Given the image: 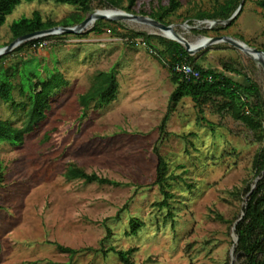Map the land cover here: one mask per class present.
<instances>
[{"label":"rangeland","instance_id":"obj_1","mask_svg":"<svg viewBox=\"0 0 264 264\" xmlns=\"http://www.w3.org/2000/svg\"><path fill=\"white\" fill-rule=\"evenodd\" d=\"M115 1L119 6L94 0L91 11L83 13L54 0H22L0 28V48L14 41L12 24L35 12L57 23L98 10L128 12L129 0ZM217 1L224 0H181L171 17L176 32L191 43L228 35L264 50L259 0H243L234 25L219 31L226 25L210 28L195 18ZM167 4L140 0L130 13L150 16ZM133 32L159 33L149 24L106 18L80 33L35 38L46 41L43 48L23 45L28 40L5 54L3 66L14 91L10 102L0 100V117L14 126L23 124L29 107L28 78L36 84L59 71L68 85L55 93L47 117L23 143L0 141V264H122L110 247L136 248L135 264H239L235 224L246 205L244 190L258 179L253 161L262 144L221 109L220 98L204 105L203 119L193 100L184 98L162 131L176 85L152 49L122 36ZM200 52H205L199 59L203 66L241 83L250 76L264 94V68L242 50L221 42ZM110 70L117 74L118 97L105 107L93 103L83 110L79 95L97 72ZM156 150L168 164L170 209L156 205L164 199ZM70 163L121 185L69 181ZM133 218L145 224L137 236L128 234ZM57 244L89 249L71 257Z\"/></svg>","mask_w":264,"mask_h":264},{"label":"trees","instance_id":"obj_2","mask_svg":"<svg viewBox=\"0 0 264 264\" xmlns=\"http://www.w3.org/2000/svg\"><path fill=\"white\" fill-rule=\"evenodd\" d=\"M22 0H0V28L5 23L7 15L11 14ZM32 1V0H28ZM59 3H68L77 7L83 13L91 11V5L94 0H54ZM119 6L115 0H106ZM140 0H129L128 12H132L134 5ZM181 0H169L168 6H163L160 10L153 12L150 16L164 24L170 25L174 22L171 17L174 16L181 8ZM240 0H224L217 1V4L210 11L200 10L195 15L197 20H228L238 9ZM257 5L264 8V0H259ZM134 12V11H133ZM143 14H146L143 12ZM84 20L81 14H77L62 22L44 21L39 12H35L34 16L23 17L15 21L11 26L12 39L16 40L23 35L50 29L55 26H74ZM234 19L226 27H218L219 31L223 28H229L234 25ZM99 23V22H98ZM95 31L99 30L95 26ZM200 33L201 31H195ZM203 32V31H202ZM123 38L143 37L147 42V47L157 52V59L170 71L171 82L176 85L175 90L171 94L168 111L162 121L161 130L165 131L169 118L175 111L179 103L184 98H191L198 109V113L203 119L204 105L214 99H222L224 102L221 106L223 111L228 112L234 120L244 123L255 135L257 142L262 147L255 155L253 167L256 171L257 180L255 187L249 185L242 194L246 197V205L243 208L244 216L235 225V232L238 235V244L236 253L239 254V264H264V94L258 83L250 76H246L247 83H241L225 72L217 71L211 67H205L199 61L204 57L205 52H199L190 55L185 47L173 40L163 36L148 34L146 32H133L131 34H122ZM129 38V39H130ZM42 39H33L23 45L37 44ZM6 56L0 57V100L10 102L13 99L14 84L7 78V70L3 66ZM187 61L194 65L202 72V79L196 81H187L172 69V65L176 62ZM229 71H236L231 65L225 64ZM36 76V73L33 74ZM212 76V80L205 77ZM63 73L57 71L49 77L39 80L36 84L28 78V87L30 90L29 107L25 114V119L20 127L14 126L10 121L0 117V141L11 142L13 144L23 143L26 135L32 133L36 127L46 117L47 112L52 109L53 98L55 93L68 85V81ZM91 87L79 95V104L83 110L90 109L94 103L97 107H105L118 97L119 81L115 71H99L92 77ZM158 157L157 166V184L160 186L164 199L157 203L162 210L171 208V200L174 194L171 192V183H169L168 164L165 158L156 150ZM65 177L69 181L84 180L86 183H98L113 186H120V182L101 176L95 172L89 173L85 168L70 163ZM1 180V177H0ZM1 208V205H0ZM168 217H172L169 212ZM220 220H224L219 216ZM144 222L140 219L133 218L131 220V230L129 235L137 236L144 227ZM111 234V231H109ZM56 248L64 253L74 257L80 252L89 248L75 249L61 244H57ZM136 248L127 250H118L110 247L108 251H112L119 256L122 264H135L132 254ZM2 251V242L0 240V254ZM107 253V252H106ZM71 264V263H70Z\"/></svg>","mask_w":264,"mask_h":264},{"label":"water","instance_id":"obj_3","mask_svg":"<svg viewBox=\"0 0 264 264\" xmlns=\"http://www.w3.org/2000/svg\"><path fill=\"white\" fill-rule=\"evenodd\" d=\"M242 7H243V0L240 2V5H239L238 9L236 10V12L228 20H225V21H223V20H203L200 22H207L210 25V28H214V26L217 24L228 25L238 16ZM104 12L105 11H103V10L95 11V12L91 13L90 15H88L83 21H81L80 23H78L74 26L65 27V26L59 25V26H55V27L50 28V29H45L42 31H37L34 33L23 35L20 38L14 40L8 46L0 48V57L5 55L9 51L13 50L14 48L19 46L23 42L28 41L32 38H37V37H40L42 35L43 36H45V35H47V36L52 35L53 36V35L62 34V33H80V32H83L85 29L88 28L86 24L92 18H94V20H96V21L100 20V19H106L107 18V19H112V20H124V19L134 20V21L137 20L140 23L149 24L152 27L159 29L160 32L156 33L157 35H161L167 39H170V40H173V41H176V42L182 44L185 47V49L189 52L190 55H195L196 53L204 50L210 44L226 42V43L242 50L248 56L257 60L264 68V50L249 46L244 41L239 40V39H235L231 36L222 35V36H217V37H212V38L211 37H203L202 40H204V42L202 44L196 45L195 42L194 43L189 42L183 35L176 32L174 24L167 25V24H164V23L150 17V16L136 15V14H133L130 12H126V11H124V9L123 10H117L114 13V15H112V16H108V15L104 14ZM163 31H170L173 36L172 37L166 36L165 34L162 33ZM242 216H244V212L240 216V219L242 218ZM238 221L236 222V224L238 223ZM235 243H236V245L238 244V235H236Z\"/></svg>","mask_w":264,"mask_h":264},{"label":"built area","instance_id":"obj_4","mask_svg":"<svg viewBox=\"0 0 264 264\" xmlns=\"http://www.w3.org/2000/svg\"><path fill=\"white\" fill-rule=\"evenodd\" d=\"M45 36H40L37 38H42V37H46ZM35 38H32L30 40H33ZM128 41H130L132 44L135 45H147V42L145 41V39L143 37H136V38H131ZM36 46L43 48L46 45V41L45 40H41L39 41L37 44H35ZM154 54H158L157 52L153 51ZM172 69L173 71H175L176 73L180 74V76H182L183 79L187 80V81H196L199 79H202L203 75L202 72L197 69L194 65H192L191 63L187 62V61H180V62H176L172 65ZM205 79L207 80H212V76H207L205 77Z\"/></svg>","mask_w":264,"mask_h":264},{"label":"bare ground","instance_id":"obj_5","mask_svg":"<svg viewBox=\"0 0 264 264\" xmlns=\"http://www.w3.org/2000/svg\"><path fill=\"white\" fill-rule=\"evenodd\" d=\"M115 12L116 11L107 10V11L104 12V14H106L108 16H112V15H114ZM126 20H128V19H126ZM131 21H134V20H131ZM95 23H96V20H94V18H92L86 25H87V27H90V26H93ZM157 30L159 31V29H157ZM162 33L165 34L166 36H170V37L173 36L170 31H163ZM203 42H204V40L198 39V41H196L195 43H196V45H198V44H202Z\"/></svg>","mask_w":264,"mask_h":264}]
</instances>
